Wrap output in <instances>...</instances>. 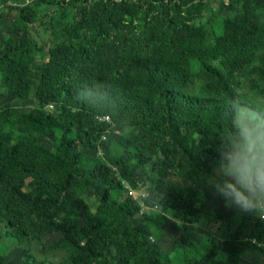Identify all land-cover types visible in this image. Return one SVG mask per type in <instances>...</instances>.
Wrapping results in <instances>:
<instances>
[{
	"label": "trees",
	"instance_id": "trees-1",
	"mask_svg": "<svg viewBox=\"0 0 264 264\" xmlns=\"http://www.w3.org/2000/svg\"><path fill=\"white\" fill-rule=\"evenodd\" d=\"M210 2L31 0L18 8L14 33L0 37V81L10 95L35 99L29 111L0 100V264L12 245L24 250L21 264H55L34 261L28 246L55 233L51 247L69 264H166L149 221L171 214L196 224L210 195L171 175L211 176L215 192L244 190L235 197L254 200L229 239L208 234L197 246L185 238L177 264L264 256V105L240 90L247 71L264 80V56L253 64L264 49V0H219L217 14ZM5 18L0 12V25ZM38 22L49 44L42 63L30 32ZM256 92L264 96V84ZM49 137L53 149L42 145ZM235 164L241 184L223 174ZM124 182L146 186L150 219L135 223L142 207ZM99 183L105 193L93 211L82 196ZM113 190L125 191L122 201Z\"/></svg>",
	"mask_w": 264,
	"mask_h": 264
},
{
	"label": "rangeland",
	"instance_id": "rangeland-1",
	"mask_svg": "<svg viewBox=\"0 0 264 264\" xmlns=\"http://www.w3.org/2000/svg\"><path fill=\"white\" fill-rule=\"evenodd\" d=\"M31 0H0V12H4L7 18L4 19L3 25H0V37L4 38L7 34H13L15 30L14 20L18 16V8L25 6L30 3ZM56 7L48 5L45 10L52 12ZM220 5L219 0H211L210 11L211 13L217 14ZM42 10L39 9L38 13L41 15ZM59 10L55 12V21L58 26H61L65 18H61L58 14ZM60 13V12H59ZM73 17L71 12L70 19ZM49 19V18H48ZM47 19V20H48ZM204 18L203 20H205ZM218 31H221L220 23L218 24ZM31 36L35 43H37L38 50V62H43L46 59V53L48 51V35L46 32V26L41 22L36 23L31 28ZM46 40V41H45ZM264 56V49H260L257 52L256 58L253 62L254 65L260 63V59ZM44 59V60H43ZM245 83L240 88L243 97L250 99L264 105V96L256 92V87L264 84V80H259L256 75L250 71H247L243 75ZM255 82L258 85L255 86ZM35 97L31 96L28 98H19L17 96L10 95L6 89L2 86L0 81V100L2 102H11L19 111H29L33 108V102ZM51 107V106H50ZM42 145L48 149H53V138H43ZM85 152L90 155L103 157L105 153L101 148L90 149L86 148ZM112 155V153H108ZM227 169L223 172L226 176H229L230 180H237L240 184L243 179L240 176L238 166L231 165L226 167ZM234 178V179H233ZM213 177L208 176V181L192 182L186 179L185 176H174L171 175L169 180L179 187H190L193 185L195 188H200L202 194L209 192V196L203 201L202 206V218L196 224H184L177 222L173 219L171 214H164L165 219L162 221H149L151 224L150 242L152 245L159 248L164 254L167 255L166 264H177V258L179 257V250L186 247L184 239H188L197 246L207 245L206 238L208 234H212L219 238L229 239L233 232L236 230L239 224L240 216L243 213L247 205L254 203L252 197L246 195L245 197H235V194L244 192V190H229L228 195H223L214 191L216 189L217 181L210 183ZM221 182V181H219ZM129 195L135 202L140 204L141 210L135 216V223L139 224L146 218L150 219V207H147L143 203V198L147 196L146 186L139 185L138 188H133L127 182H124ZM105 186L103 183L95 184L91 189L87 190L83 194L84 203L91 209L95 210L98 205V198L105 193ZM125 191L124 190H113L109 193V197L114 200H123ZM128 195V194H127ZM201 196V195H199ZM218 214L231 215L233 216V223L227 225L223 221L217 218ZM146 215V216H145ZM145 216V217H144ZM59 233L55 234H44L40 239L32 240L28 243L29 253L36 262H46L55 264H69L66 261L67 252L61 249H54L51 245L55 238H59ZM79 236L78 238H80ZM82 240V239H80ZM83 241V240H82ZM5 263L4 264H21L24 256V250L21 247L10 246L8 251L5 252ZM236 264H264V256L258 251H247L239 259Z\"/></svg>",
	"mask_w": 264,
	"mask_h": 264
},
{
	"label": "built area",
	"instance_id": "built-area-1",
	"mask_svg": "<svg viewBox=\"0 0 264 264\" xmlns=\"http://www.w3.org/2000/svg\"><path fill=\"white\" fill-rule=\"evenodd\" d=\"M104 2H113V1H116V2H122V0H103ZM51 107L53 105H50ZM100 118H108V115H104V116H101ZM264 217V216H263Z\"/></svg>",
	"mask_w": 264,
	"mask_h": 264
},
{
	"label": "clouds",
	"instance_id": "clouds-1",
	"mask_svg": "<svg viewBox=\"0 0 264 264\" xmlns=\"http://www.w3.org/2000/svg\"><path fill=\"white\" fill-rule=\"evenodd\" d=\"M262 219H264V217H261Z\"/></svg>",
	"mask_w": 264,
	"mask_h": 264
}]
</instances>
